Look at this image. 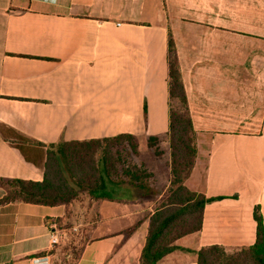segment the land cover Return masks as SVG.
Returning <instances> with one entry per match:
<instances>
[{"label":"crops","instance_id":"obj_1","mask_svg":"<svg viewBox=\"0 0 264 264\" xmlns=\"http://www.w3.org/2000/svg\"><path fill=\"white\" fill-rule=\"evenodd\" d=\"M169 34L198 134L187 186L219 199L205 206L201 231L159 264H197L210 245H254L256 206L264 218V0H0V178L44 179V159L27 162L18 137L56 144L131 134L148 149L158 138L160 152L139 157L154 174L150 187L124 185L111 199L81 192L70 205L0 204V264L47 255L68 264L63 246L80 230L93 237L75 264H140L170 183Z\"/></svg>","mask_w":264,"mask_h":264},{"label":"trees","instance_id":"obj_2","mask_svg":"<svg viewBox=\"0 0 264 264\" xmlns=\"http://www.w3.org/2000/svg\"><path fill=\"white\" fill-rule=\"evenodd\" d=\"M168 47L170 183L149 217L140 264H159L180 248L177 241L199 233L203 227L205 206L219 199L207 198L203 191L187 186L197 160L198 138L172 34H169ZM16 142L15 147L27 162L38 166L44 159V179L35 182L0 178V185L6 189L0 204L20 201L49 206L70 205L80 198L81 192H87L93 199H111L115 195L114 189L124 185L146 188L155 183L154 174L144 163L127 160L123 154L129 147L131 153L138 156L139 139L131 134L56 144L18 137ZM158 143V138L148 139L149 147L155 148L156 154L160 155ZM147 192L152 196L157 193L150 188ZM254 219L257 223L254 245L232 251L221 245L206 246L196 253V263L264 264V218L260 206L254 209ZM140 224L138 222L134 229ZM69 243L63 249L67 254L72 251L71 261L67 263L75 264L83 244L78 250L71 246L72 242Z\"/></svg>","mask_w":264,"mask_h":264},{"label":"rangeland","instance_id":"obj_3","mask_svg":"<svg viewBox=\"0 0 264 264\" xmlns=\"http://www.w3.org/2000/svg\"><path fill=\"white\" fill-rule=\"evenodd\" d=\"M173 39H174V36H173ZM174 104H176V103H174ZM197 138H198V134H197ZM138 149H139L140 152L138 153V156L137 157L131 153V150H130L129 147H127V150L124 151L123 154L126 156L127 160L135 161L136 163H139V157H140V155H142L144 159H146L147 157H149V155L152 158L160 157V156H158L156 154L155 148L152 149V148L149 147V149H148V147L143 142L140 144V146H139ZM203 180H204V172H203V170H201L200 174L195 178V180H193L192 185L194 187L198 188V189H201L202 188V184H203ZM92 237H93L92 232L90 234H89V232H85L83 230H80V232H75L74 233V236L72 238H70V243L72 242V245L71 246L72 247L74 246L75 248H77L79 250L81 248L83 242L88 241ZM71 252L72 251H70V253ZM71 255L72 254H70V257H71Z\"/></svg>","mask_w":264,"mask_h":264},{"label":"built area","instance_id":"obj_4","mask_svg":"<svg viewBox=\"0 0 264 264\" xmlns=\"http://www.w3.org/2000/svg\"><path fill=\"white\" fill-rule=\"evenodd\" d=\"M50 237L52 247L54 248L58 246L61 242V230L53 227V229L50 230ZM34 264H50V256L47 255L40 258H35Z\"/></svg>","mask_w":264,"mask_h":264}]
</instances>
